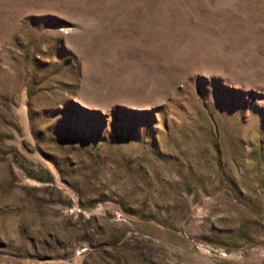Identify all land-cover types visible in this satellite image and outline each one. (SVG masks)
<instances>
[{
    "label": "rangeland",
    "instance_id": "374dc122",
    "mask_svg": "<svg viewBox=\"0 0 264 264\" xmlns=\"http://www.w3.org/2000/svg\"><path fill=\"white\" fill-rule=\"evenodd\" d=\"M0 264H264V0H0Z\"/></svg>",
    "mask_w": 264,
    "mask_h": 264
}]
</instances>
